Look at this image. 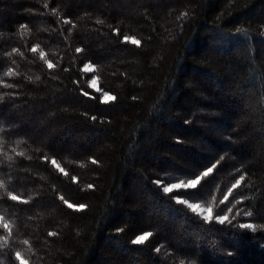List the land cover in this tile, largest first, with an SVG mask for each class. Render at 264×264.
<instances>
[{"label": "trees", "instance_id": "1", "mask_svg": "<svg viewBox=\"0 0 264 264\" xmlns=\"http://www.w3.org/2000/svg\"><path fill=\"white\" fill-rule=\"evenodd\" d=\"M0 129V264H264V0H0Z\"/></svg>", "mask_w": 264, "mask_h": 264}, {"label": "rangeland", "instance_id": "2", "mask_svg": "<svg viewBox=\"0 0 264 264\" xmlns=\"http://www.w3.org/2000/svg\"><path fill=\"white\" fill-rule=\"evenodd\" d=\"M85 70L88 71V72H91L93 71V67L91 65H86L85 66ZM91 86L98 90L99 89V85H98V81L96 78H93L90 82ZM111 99V96L110 95H104L103 97V100L105 101H108ZM199 182V179H195ZM192 181V180H180V181H177V182H173V183H169V184H165L164 185V188L165 187H168L171 189V191L173 190H178V189H188V188H193V187H190L189 186V182ZM198 184V183H197ZM196 184V185H197ZM173 185H175V187H173ZM195 185V186H196ZM170 192V191H169ZM184 202L189 205V204H194V205H197V208L195 210V212H197L199 215L203 216L204 218L207 217L208 220H211V219H214L215 218V215H214V212H213V209L212 207H210L209 205H206L204 203H197V202H191V201H185ZM218 220H220V218H217ZM0 222H4V219L2 217H0ZM142 236H148L147 234L145 235H142Z\"/></svg>", "mask_w": 264, "mask_h": 264}, {"label": "snow or ice", "instance_id": "3", "mask_svg": "<svg viewBox=\"0 0 264 264\" xmlns=\"http://www.w3.org/2000/svg\"><path fill=\"white\" fill-rule=\"evenodd\" d=\"M65 23H67V21H65ZM126 39H127V38H126ZM132 43H134V44H139V41H137V40H132ZM80 50H81V49H77V51H80ZM32 51H36V49L33 48ZM48 67L51 68V67H52V64L49 63V64H48ZM8 75H12V73L9 72ZM8 86L11 87V85H8ZM112 99H114V97H112ZM0 131H2V129H0ZM53 163H55V162L53 161ZM93 163H96V161H93ZM204 175L207 176V175H208V172H205ZM197 183H198L197 180H192V181L189 182V186L194 188L195 185H196ZM0 187H3V185L0 184ZM173 187H175V185H173ZM163 191H164V192H169V191H171V189L168 188V187H165V188L163 189ZM11 199H12V200H16L17 197H16L15 195H13V196H11ZM188 206H189L190 208H192L193 211H195L196 208H197V205H194V204H189ZM68 207L71 208V207H73V205H72V204H68ZM248 215H251V213H248ZM205 219H207V217H205ZM225 220H227V216H224V215L221 213V214H220V220H219V222H220V223H224ZM7 227H8V225H5V228H7ZM239 227H240V228H244V229H252V230H255L254 225L251 224V223H243V224H240ZM50 234H51V235H54V233H50ZM148 235H150V233H149ZM146 238H147L146 236H140L139 238H137V239L134 240L133 242H134V243H142ZM25 243H27V241H25ZM15 257H16L17 260H21V264H24V261L22 260L21 255H20L19 252H16V253H15Z\"/></svg>", "mask_w": 264, "mask_h": 264}]
</instances>
